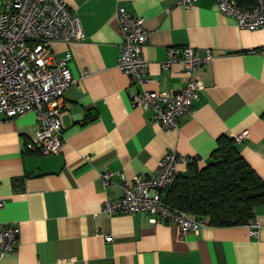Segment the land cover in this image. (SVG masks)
<instances>
[{
	"label": "crops",
	"instance_id": "obj_1",
	"mask_svg": "<svg viewBox=\"0 0 264 264\" xmlns=\"http://www.w3.org/2000/svg\"><path fill=\"white\" fill-rule=\"evenodd\" d=\"M64 1L80 18L84 37L49 45L54 58L69 57L75 80L63 95L60 151L25 148L38 128L34 112L0 115V223L19 230L0 264H264V203L254 208L256 234L248 223L204 225L181 235L176 225L151 222L145 212L102 210L104 200L121 195L119 175L128 182L137 174L154 176L167 150L203 166L222 135L245 132L234 140L236 148L264 178V27L239 28L215 0H197L188 9L176 0ZM118 6L142 17L148 31L143 84L117 67L123 40ZM184 45L213 57L195 71L204 88L192 115L161 129L150 109L131 106V97L141 89L170 92L186 85L181 63L162 66L169 47Z\"/></svg>",
	"mask_w": 264,
	"mask_h": 264
},
{
	"label": "built area",
	"instance_id": "obj_2",
	"mask_svg": "<svg viewBox=\"0 0 264 264\" xmlns=\"http://www.w3.org/2000/svg\"><path fill=\"white\" fill-rule=\"evenodd\" d=\"M196 1L176 0V3L188 9ZM215 2L219 12L233 17L239 28L264 27V0H257L249 7H240L235 0ZM115 17L123 37L117 67L132 82L143 84L148 65L142 53L148 37L144 19L123 6L116 8ZM83 37L80 18L64 0H0V115L14 118L30 111L36 114L38 128L25 143L29 151L55 154L61 149L63 95L75 80L68 65L69 57L54 58L49 45L51 41L73 42ZM212 57L211 51L200 55L190 45L169 47L162 66L181 63L189 74L188 82L177 91L141 89L131 97V106L150 109L151 120L161 129L176 128L181 117L192 115L193 101L204 88L195 71ZM244 136L245 132L240 133L234 140L240 142ZM193 160L167 150L158 159L154 176L137 174L128 182L119 175L121 195L104 200L102 210L121 214L145 212L151 222L160 220L176 225L181 235L197 231L207 225L205 216L172 207L163 198V192L175 183L181 169ZM102 177L107 185L109 173ZM249 224L253 226L250 233L256 234L257 223L252 219ZM18 231L14 224L0 223V258L14 249Z\"/></svg>",
	"mask_w": 264,
	"mask_h": 264
},
{
	"label": "trees",
	"instance_id": "obj_3",
	"mask_svg": "<svg viewBox=\"0 0 264 264\" xmlns=\"http://www.w3.org/2000/svg\"><path fill=\"white\" fill-rule=\"evenodd\" d=\"M240 7L257 0H235ZM213 160L198 166L197 159L180 172L163 192L167 204L207 218V225H245L254 208L264 203V178L240 155L233 137L222 135Z\"/></svg>",
	"mask_w": 264,
	"mask_h": 264
}]
</instances>
